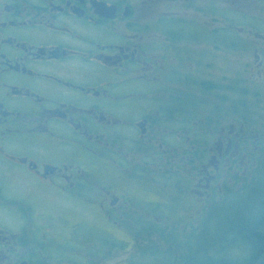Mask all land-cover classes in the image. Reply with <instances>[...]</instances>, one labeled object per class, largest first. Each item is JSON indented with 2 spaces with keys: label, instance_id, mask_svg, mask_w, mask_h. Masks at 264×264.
Here are the masks:
<instances>
[{
  "label": "flooded vegetation",
  "instance_id": "flooded-vegetation-1",
  "mask_svg": "<svg viewBox=\"0 0 264 264\" xmlns=\"http://www.w3.org/2000/svg\"><path fill=\"white\" fill-rule=\"evenodd\" d=\"M223 20L255 39L247 72L258 90L246 96L260 100L264 0H0V264H91L79 247L90 233L78 236L91 211L110 228L143 211L141 192L130 203L117 178L96 177V160L156 191L148 204L176 207L187 191L198 213L254 181L264 157L256 112L239 108L233 85L220 103L198 98L224 48L181 45L187 28L217 38Z\"/></svg>",
  "mask_w": 264,
  "mask_h": 264
},
{
  "label": "rangeland",
  "instance_id": "rangeland-1",
  "mask_svg": "<svg viewBox=\"0 0 264 264\" xmlns=\"http://www.w3.org/2000/svg\"><path fill=\"white\" fill-rule=\"evenodd\" d=\"M251 26L255 27L260 25L259 22L252 21L249 22ZM224 28L220 32V36L217 38H211L208 34L195 33L193 29L187 28V40L186 42H181V45L184 48H214L217 43L219 48H224V59L223 64L218 66V68H208L205 70V74L202 75L204 80L202 83L203 87L207 88H217L213 93H209L213 90H206L202 92L198 91V98L206 99L207 102L216 104L220 101L216 100V97H225L227 91L231 89L233 85L235 91L238 94V105L240 109H249L255 111L256 116L252 117L258 122L264 125V111L260 112L259 109H264V98H252L246 96V92L257 91L258 87H254L249 83V74L247 69H249V64H252L250 58L247 54V49L249 48L250 41L255 40L253 37H249L247 34L241 32L236 33L235 30L230 27H226V21L223 20ZM178 44V43H177ZM229 48H237L238 53H232L228 50ZM194 74V73H193ZM208 81V84H207ZM200 85H191L192 90L197 89ZM208 91V92H207ZM210 94L217 95L213 97H207L201 94ZM226 98V97H225ZM257 99V100H256ZM200 102H203L199 100ZM231 100H229L227 107H230ZM206 103V102H203ZM201 109V108H200ZM139 168L146 171L152 170L150 164L140 162L138 164ZM168 169V168H167ZM165 166L162 168L164 171H168ZM169 169H172V166H169ZM93 170V168L91 169ZM94 170H96V177L101 178V172L103 179L105 181L112 182L113 179L117 178V182L112 187L116 191H120L119 188L122 187L124 194H127L132 200V203L135 200V197L129 196L132 193L137 192L138 195L142 193L143 202L139 200L138 203L146 205L149 200L156 198L158 193L154 190H150L147 187L134 186L137 180H132L133 183H129L125 180H120L118 177L119 171H114L111 167L106 165V163L96 160V165ZM169 170V171H170ZM175 171V170H174ZM255 179L254 181L248 183H240L234 185L230 192L226 193L222 199H218L216 204L227 205L230 207L247 205L248 207H256L257 205V193L261 187L264 186V157L257 164V168L254 172ZM175 174H179L178 171H175ZM96 179V178H95ZM142 182H150V180L143 178ZM145 182V183H146ZM248 184H251L247 186ZM174 188H168L162 185H159L158 190L159 194L170 197L173 195ZM184 189H181L182 193ZM141 192V193H140ZM177 195L178 192H175ZM187 191L180 197L179 203L176 207H165L164 204H157L155 206L150 205L151 207H157V211H153L151 207L144 208L143 211H129L124 215V218L117 219V217L111 219V222L118 221L117 227L110 228L108 221H105L107 217L103 219L102 214L94 213L91 211V228L86 226L83 230L79 231V237L82 238V235L91 236V243L87 240L86 245H82V242L79 241L80 249L84 248L85 253L91 254V264H161L164 260L162 256L156 257L157 254L164 252L170 259L178 260L181 256V248L184 250V247H188L190 251H194L200 241V238H197L204 228H208L211 222L207 223V213L211 211L213 206L206 208L202 212L198 213L193 204L190 203V200L187 196ZM183 198V199H182ZM162 201V197L159 198ZM93 200V198H91ZM151 203V202H150ZM95 204L91 202V206ZM224 207V206H223ZM94 208V207H91ZM154 212H152V211ZM154 214V215H153ZM206 219V221H205ZM205 221V222H204ZM110 222V223H111ZM213 222V221H212ZM214 223V222H213ZM216 224V221H215ZM120 228L127 231V239H120L121 231ZM194 233L196 234L194 239L190 241L189 236ZM164 235V237H162ZM172 236L171 239L168 236ZM133 237V238H132ZM189 238V239H188ZM134 240V241H133ZM120 241H123L122 243ZM207 242V241H205ZM209 242V241H208ZM173 244H183V247L178 248L179 246ZM187 244H190L187 245ZM155 256H154V255ZM238 250H227L225 253L226 257L237 258L239 255ZM155 260V261H154ZM80 264H84L83 260H80ZM87 264V261H85Z\"/></svg>",
  "mask_w": 264,
  "mask_h": 264
},
{
  "label": "trees",
  "instance_id": "trees-1",
  "mask_svg": "<svg viewBox=\"0 0 264 264\" xmlns=\"http://www.w3.org/2000/svg\"><path fill=\"white\" fill-rule=\"evenodd\" d=\"M256 193L259 200L254 208L245 204L239 207L213 206L206 215V224L211 223L197 235L200 241L194 251L188 247L182 250L183 244H173L183 251L179 261L170 259L164 252L156 257L162 256L164 261L161 264H264V186ZM195 235L189 236L190 241L197 239ZM168 237L171 239L172 236ZM230 249L238 250L240 256L226 257L225 253Z\"/></svg>",
  "mask_w": 264,
  "mask_h": 264
}]
</instances>
